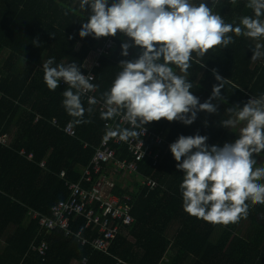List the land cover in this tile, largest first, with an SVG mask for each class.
<instances>
[{
    "label": "trees",
    "instance_id": "obj_1",
    "mask_svg": "<svg viewBox=\"0 0 264 264\" xmlns=\"http://www.w3.org/2000/svg\"><path fill=\"white\" fill-rule=\"evenodd\" d=\"M249 1L205 0L226 23L233 24H238L243 16L254 15ZM192 2L198 4L201 0ZM78 3L79 0H0V54L7 50L0 65V135L11 139L9 147L0 145V241L4 243L0 264H69L72 260L82 264L83 259L85 264H264V205L249 201L247 218L238 222L253 223L254 231L248 239L235 233L238 223L213 225L189 216L183 210L179 189L183 172L176 168L171 154H165L156 166L148 159L139 163V173L150 175L159 183L154 190L136 186L129 190L115 183L113 194L131 198L133 222L119 227L107 253L80 246L73 238L64 237L61 230L38 238L35 220L22 226L29 210L47 216L52 205L66 198L64 181L75 182L81 177L102 138L106 120L95 105L91 106L92 112L84 114L88 123L71 125L74 118L62 105V93L68 85L60 82L55 91H50L43 82L42 64L48 58L55 57V64L75 62L83 73L82 62L104 44L106 37H79L87 13L79 10ZM227 35L232 36L234 43L210 49L203 58L193 53L187 77L193 83L190 92L200 103L210 97L212 87L218 83L213 69L226 80L220 93L224 100L213 101L217 113L200 111L190 125L161 119L147 124V130L163 135L170 144L180 135L207 136V145L219 147L238 138L235 130L221 126L220 121L229 118L226 108L242 107L250 98L264 94V57L252 66L255 46L245 36ZM34 40L38 45L33 44ZM111 41L107 54L98 58L99 66L94 68L93 84L98 85L94 95L102 102V93L121 70L120 61L133 60L141 52L138 46L129 47L128 55L122 56L121 44L132 41L120 33L111 36ZM197 59L203 67L196 63ZM173 67L178 75L182 74ZM81 102L85 109L89 107L82 98ZM37 116L40 118L34 121ZM52 118L73 126L77 139L50 126L48 121ZM152 148L161 155L165 149ZM121 150L127 156L126 149ZM28 154L30 160L25 158ZM258 155L264 156V150ZM61 172L64 178L59 177ZM83 224L84 218H77L71 227L75 230ZM41 239L48 242L44 258L30 249Z\"/></svg>",
    "mask_w": 264,
    "mask_h": 264
},
{
    "label": "clouds",
    "instance_id": "obj_2",
    "mask_svg": "<svg viewBox=\"0 0 264 264\" xmlns=\"http://www.w3.org/2000/svg\"><path fill=\"white\" fill-rule=\"evenodd\" d=\"M249 6L254 15L243 16L233 24L226 23L205 0L198 4L192 0H79V10L87 13V22L81 24L78 33L80 38L91 35L99 39L120 33L132 41L121 44L122 56L128 55L129 47L141 49L137 58L120 61L121 70L101 97V118L120 117L130 127L117 125L106 131L103 140L128 142L139 138L138 130L144 133L145 126L153 121L190 125L200 111L217 113L213 101L224 100L220 93L226 80L213 69L218 83L212 87L210 97L200 103L190 92L193 83L187 80L193 53L203 58L210 49L227 47L234 43L229 33L257 41L264 38V0H250ZM33 44L38 42L34 40ZM262 48L264 44L256 43L253 61L264 57ZM196 63L204 66L200 59ZM54 64L55 57L43 62V82L50 91H55L61 81L68 85L62 93V105L74 118L71 125L88 123L84 114L92 112L91 106L98 100L88 97L89 107L85 109L81 97L98 85L91 83L92 77L82 74L75 62ZM173 66L182 74L178 75ZM225 111L229 118L221 120V126L229 129L243 123L234 142L209 146L207 136L180 135L169 150L176 168L183 172L179 189L184 212L213 225L227 226L247 218L249 201L264 205V183L259 182L264 180V166L255 167L257 161L253 158V154L264 150V94Z\"/></svg>",
    "mask_w": 264,
    "mask_h": 264
},
{
    "label": "built area",
    "instance_id": "obj_3",
    "mask_svg": "<svg viewBox=\"0 0 264 264\" xmlns=\"http://www.w3.org/2000/svg\"><path fill=\"white\" fill-rule=\"evenodd\" d=\"M104 40L102 46L91 51L92 59L89 65H83L82 74L92 77L91 83L94 82L95 78L94 68L99 66L98 58L107 54V50L112 45L111 36ZM94 94L95 90L85 93L81 98L87 103L88 97H95ZM95 106L99 112L104 110L102 101L98 100ZM39 118L37 116L34 121ZM48 123L58 132L77 139L76 130L70 124L62 123L56 118L50 119ZM117 125L123 128L130 127L120 117L103 122L102 138L99 144L94 147L90 161L83 169L81 177L75 182L64 181L67 196L52 205L49 215L46 216L33 210L28 211L27 218L35 220L37 223L36 234L38 238L41 235L47 236L54 230H61L64 237L73 238L78 241L80 246L88 245L93 250L107 253L119 227L121 225L130 226L133 222L130 215V196L113 194L114 176L121 175L130 178L132 188L135 185L137 188L151 191L160 186L154 177L139 173V163L148 159L152 166L158 165L165 154H171L170 143L165 142L163 135L154 134L146 127L144 133L142 129L138 130L141 132L139 138L130 139L128 142L112 138L105 142L103 137L106 131L114 129ZM0 145H7L5 135H0ZM86 145L84 143V147ZM152 146H164L163 154L153 150ZM122 148L126 149L127 156H123ZM20 154H23L22 150ZM42 165L43 162L40 163V166ZM110 173H112L111 177ZM59 177L64 178L63 172L59 174ZM77 218H84V224L73 230L71 224ZM30 249L44 258L48 251V243L44 239L37 240L36 244H31ZM85 263L86 260L83 259L82 264Z\"/></svg>",
    "mask_w": 264,
    "mask_h": 264
},
{
    "label": "rangeland",
    "instance_id": "obj_4",
    "mask_svg": "<svg viewBox=\"0 0 264 264\" xmlns=\"http://www.w3.org/2000/svg\"><path fill=\"white\" fill-rule=\"evenodd\" d=\"M249 3H250V1H249ZM253 158L257 161V164L255 165V167L264 166V156L253 154ZM114 180H115V183L123 184V185L127 186V188L129 190L132 189V187L129 185V182H131V180L129 178H127L125 176H121V175H115ZM259 182L264 183V180H261ZM28 220L29 219L26 217L22 223V226H25L27 224ZM253 231H254V225H253V223H251L248 220H243L240 223H238V225L236 226V229H235V233H237L240 237H242L244 239H248ZM3 247H4V243L1 240L0 241V252L2 251ZM73 264H77V263L74 262Z\"/></svg>",
    "mask_w": 264,
    "mask_h": 264
},
{
    "label": "crops",
    "instance_id": "obj_5",
    "mask_svg": "<svg viewBox=\"0 0 264 264\" xmlns=\"http://www.w3.org/2000/svg\"><path fill=\"white\" fill-rule=\"evenodd\" d=\"M246 39L249 40L254 46L256 45V43H262V44H264V38H261V40H259V41H257V40H253V39L248 38V37H246ZM100 40H102V38H101ZM261 50L264 51V48H262ZM6 56H7V50H6V51H3V52L0 54V65H1V63L5 60ZM91 59H92V57H91V55H90V57H87V58L82 62V66H83V65L88 66L89 63H90V60H91ZM259 62H260V58L257 59V60H255V61H253V62H252V66H254L255 64H259ZM250 99H251V98H250ZM233 118H234V117H233ZM241 127H243V123L237 124L235 127H233V128H229V129L235 130V131L239 134V130H240ZM5 136H6V135H5ZM6 138H7V145L4 146V147H9V144L11 143V139H10V137H8V136H6ZM20 151H21V150H20ZM20 151H19V154H20ZM22 151H23V150H22ZM20 155L23 156L24 153H23V154H20ZM25 158L28 159V160H30V159H31V154H28ZM39 165H40V164H39ZM127 178H128V177H127ZM129 185H130V182H129ZM134 187H135V185H134ZM172 230H173V228H172ZM47 243H48V242H47ZM74 262L78 264V262H77L76 260H72L69 264H73Z\"/></svg>",
    "mask_w": 264,
    "mask_h": 264
}]
</instances>
